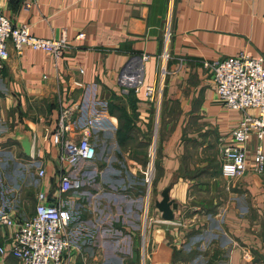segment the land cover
Returning <instances> with one entry per match:
<instances>
[{
	"label": "crops",
	"instance_id": "crops-1",
	"mask_svg": "<svg viewBox=\"0 0 264 264\" xmlns=\"http://www.w3.org/2000/svg\"><path fill=\"white\" fill-rule=\"evenodd\" d=\"M0 12L13 24L26 23L37 37L65 32L68 45L57 58L28 48L17 56L9 46L0 75V214L31 217L38 191L53 201L62 168L84 187L89 171L84 175L81 165L87 162L63 166L60 147L52 141L63 111L69 127L64 138L73 141L93 111L102 112V123L90 135L95 146L103 143L101 155L109 141L108 160L104 157L100 167L113 163L117 169L124 153L132 155L124 167H146L147 149L133 144L138 133L131 128L120 133L118 125L129 121L126 113L147 122L154 102L143 87L135 92L120 79L139 75L143 86L158 90L167 53L149 228L106 227L97 221L102 213L90 208L94 195L72 192L73 247L62 264H264V173L221 175L220 147L232 140L242 112L222 104L202 65L241 52L264 65V0H0ZM166 29L171 33L167 48ZM79 33L84 36L77 38ZM23 139L30 143L28 155ZM255 143L252 135L248 164ZM35 164L46 170L39 184ZM164 192L171 221L156 207ZM13 233L14 227L0 225L5 249L0 264H21L10 252Z\"/></svg>",
	"mask_w": 264,
	"mask_h": 264
},
{
	"label": "built area",
	"instance_id": "built-area-1",
	"mask_svg": "<svg viewBox=\"0 0 264 264\" xmlns=\"http://www.w3.org/2000/svg\"><path fill=\"white\" fill-rule=\"evenodd\" d=\"M79 33L77 38H82ZM171 33L166 29L164 34L165 48L170 41ZM9 46L17 56L25 49L44 51L59 57L68 47L65 32L58 37L43 38L30 33L26 23L13 24L10 19L0 12V75L6 61L10 57ZM148 55H143L146 60ZM161 69L162 81L165 75V61ZM215 86L217 98L230 109L242 112V117L232 131V140L220 147L221 175L233 178L244 174L248 169L256 174L264 173V65L261 58L241 52L236 56L226 57L219 61H204ZM120 84L133 87L135 92L143 87L144 95L149 101H154L157 90L152 85L143 86L141 76L128 78L123 75ZM67 111H63L58 120V127L53 132L52 141L60 147L59 159L62 165L75 168L80 162H90L95 159L96 148L90 140L91 132L102 123V112L93 111L81 129L76 141L65 139L69 130L65 124ZM256 138L253 147V158L247 163L246 144L251 136ZM36 137H32V147ZM36 175L42 179L46 176L44 166L35 164ZM145 181L150 182L148 173ZM82 187V181L62 168L58 176L57 192L54 200L49 201L44 191H38L35 196L34 214L31 217L16 219L6 214H0V225L14 227L13 242L10 252L21 264H62L64 258L73 247L72 233L68 230L74 217V201L68 195L77 193ZM143 231H147L146 204ZM0 252H5L0 247Z\"/></svg>",
	"mask_w": 264,
	"mask_h": 264
},
{
	"label": "rangeland",
	"instance_id": "rangeland-1",
	"mask_svg": "<svg viewBox=\"0 0 264 264\" xmlns=\"http://www.w3.org/2000/svg\"><path fill=\"white\" fill-rule=\"evenodd\" d=\"M163 82L164 79L162 81L161 78L160 88L157 90V97L153 101L154 103H150V118L147 122H143L133 117L132 114L126 113L129 121H121L118 125L120 133L125 132L129 128L132 129L131 132L136 131V133H138L136 138H132L133 144H136V146L142 145L147 149L144 157L145 161H147V164L145 163L146 167L141 169L124 167L123 164H126L124 159L132 156L130 153H124V159L121 157L119 158V161L116 164L119 166L117 169L113 168V163H110L111 166L106 164L105 166L100 167L98 164L104 161V157H106V161L108 160V138H106L107 151L104 153L101 151L102 155L99 154L103 147V143L100 145L97 144L95 146L96 156L94 161L84 164L82 163L81 165V169H83L85 173L84 175L89 171L86 175L89 177L85 176V185L80 190L82 191V194H85L86 196L94 195L95 201L89 203L91 205L90 208L102 213L101 216L103 218H98L97 221L101 220V224L106 225V227H112L117 224L126 225L136 229L137 232L140 231L141 226L143 227L144 216L147 210L146 204L148 203L149 210L150 201L154 196L155 172L158 173L156 148L158 143V133L161 132L163 112L166 109L163 103L165 96L162 87ZM170 110V112H172V108H170ZM144 131L147 132L146 136H144V133H146ZM136 133H134L135 136ZM141 135L142 137L140 139ZM97 167L99 169H97ZM93 170H96L97 175H94ZM23 173L26 175V171H21L20 174L22 177ZM144 173L149 174V183L145 181L146 175ZM28 175H30V173H28ZM36 178V182L39 184L40 178L37 175ZM99 200L101 203H99ZM146 226L149 228L148 219L146 221ZM126 241L127 240L120 243V248L124 246L125 250L128 247ZM127 242H129V240ZM115 245H117V242H115Z\"/></svg>",
	"mask_w": 264,
	"mask_h": 264
},
{
	"label": "water",
	"instance_id": "water-1",
	"mask_svg": "<svg viewBox=\"0 0 264 264\" xmlns=\"http://www.w3.org/2000/svg\"><path fill=\"white\" fill-rule=\"evenodd\" d=\"M22 147L24 149L25 154L28 155L30 153V143L27 139L22 140ZM162 196V200L156 204V207L162 212L163 220L171 221L173 215L170 207L171 203L168 199L167 192H164Z\"/></svg>",
	"mask_w": 264,
	"mask_h": 264
},
{
	"label": "trees",
	"instance_id": "trees-1",
	"mask_svg": "<svg viewBox=\"0 0 264 264\" xmlns=\"http://www.w3.org/2000/svg\"><path fill=\"white\" fill-rule=\"evenodd\" d=\"M119 129V128H118ZM119 131V130H118Z\"/></svg>",
	"mask_w": 264,
	"mask_h": 264
}]
</instances>
